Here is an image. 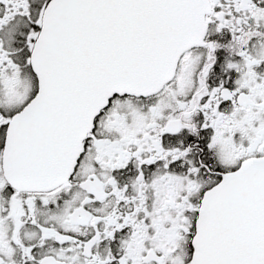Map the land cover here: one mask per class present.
<instances>
[{
	"label": "snow or ice",
	"instance_id": "1",
	"mask_svg": "<svg viewBox=\"0 0 264 264\" xmlns=\"http://www.w3.org/2000/svg\"><path fill=\"white\" fill-rule=\"evenodd\" d=\"M0 264H264V0H0Z\"/></svg>",
	"mask_w": 264,
	"mask_h": 264
}]
</instances>
